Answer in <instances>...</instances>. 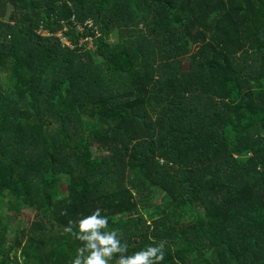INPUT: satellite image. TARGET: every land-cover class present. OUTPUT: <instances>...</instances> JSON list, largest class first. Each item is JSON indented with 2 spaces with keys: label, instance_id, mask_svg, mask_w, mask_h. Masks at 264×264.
Instances as JSON below:
<instances>
[{
  "label": "trees",
  "instance_id": "obj_1",
  "mask_svg": "<svg viewBox=\"0 0 264 264\" xmlns=\"http://www.w3.org/2000/svg\"><path fill=\"white\" fill-rule=\"evenodd\" d=\"M97 208L127 255L264 264V0H0V264H72Z\"/></svg>",
  "mask_w": 264,
  "mask_h": 264
},
{
  "label": "clouds",
  "instance_id": "obj_2",
  "mask_svg": "<svg viewBox=\"0 0 264 264\" xmlns=\"http://www.w3.org/2000/svg\"><path fill=\"white\" fill-rule=\"evenodd\" d=\"M78 228V232L73 231L71 226L65 229L83 245L76 250L72 264H110L113 260L115 264H162L165 259L164 242L127 255L128 245L121 242L118 229L102 231L108 228V219L101 216L99 208L80 220Z\"/></svg>",
  "mask_w": 264,
  "mask_h": 264
},
{
  "label": "rangeland",
  "instance_id": "obj_3",
  "mask_svg": "<svg viewBox=\"0 0 264 264\" xmlns=\"http://www.w3.org/2000/svg\"><path fill=\"white\" fill-rule=\"evenodd\" d=\"M57 37L60 38V41H61L60 43H61L62 46L68 45L70 48H74V45H70L69 43H67L62 38L60 33L57 34ZM106 40L109 43H114V42H116L118 40V34L117 33L114 34V32H113L112 34H110L109 38H106ZM82 42H87L88 43V45L86 46V49L89 50V52H91L92 48H95L94 43H92V38L91 37H89L87 39H83ZM79 45H81V42H79ZM92 58H93V60H97V61H99V59H100V57H98L97 55H93V54H92ZM16 216H18L17 218H19V219H17V221L14 220V222H12L11 225H10V227H11V231H10L11 237L15 234L18 226L20 224H22V221L30 222V221L33 220V212H30L29 210H23L22 212L17 213Z\"/></svg>",
  "mask_w": 264,
  "mask_h": 264
}]
</instances>
